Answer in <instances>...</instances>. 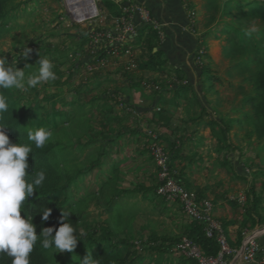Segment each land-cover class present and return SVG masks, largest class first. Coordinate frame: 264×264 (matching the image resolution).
I'll return each instance as SVG.
<instances>
[{
	"label": "trees",
	"instance_id": "obj_1",
	"mask_svg": "<svg viewBox=\"0 0 264 264\" xmlns=\"http://www.w3.org/2000/svg\"><path fill=\"white\" fill-rule=\"evenodd\" d=\"M101 4L113 17H119L123 13L121 5L115 0H102ZM19 6L15 0H0V35L3 32L1 22L10 13L17 11ZM189 7L192 8L193 4H189ZM221 10V16L225 21L219 22L217 25L218 27L219 24L227 25L225 32L228 34L226 39L228 43H225L224 54L233 61L228 69V74L234 76L236 72L241 77V82L238 86L243 93L240 103L244 115L241 121L243 124H250V132L258 136L259 162L252 160L250 164L245 163L248 167H256V171L253 170L252 173L253 179L257 180L264 174V0H246L245 3L226 2ZM253 20L260 21V29L248 35V30L253 28ZM96 29H101V26L96 27ZM137 30L138 32L133 41L140 50V65L135 69H129L123 61V84L132 88L136 87L143 80L144 71H156L159 73L157 78L160 79L162 87L169 85L171 81L166 83L167 78H165L168 74L169 63L166 51L161 48L159 29L152 22H146L139 25ZM115 46L121 51L126 48V44H117ZM107 50L108 47L100 50L97 57H95L96 59H87L90 62L93 60L95 62L94 71L86 77L87 81L98 78V81L101 78L105 81L114 79L110 73L104 77L99 75L98 65L101 64L99 59L107 55ZM66 63H68L67 60L61 64ZM85 64L88 63L86 61L85 63L76 62L69 69V72L73 75ZM200 67L204 73L211 71L209 64L203 63ZM176 72H178L180 78L177 79L178 82L173 81L172 83L178 84V87L175 89L170 86L164 88V90H159L156 94L162 96L164 91L173 89L181 92L190 86L188 81L184 83L181 79L183 76L185 77L183 71L177 68ZM157 78H155V81ZM248 85L250 86L249 89ZM92 87L88 86V92L92 93L93 89H95V87ZM4 92L9 101V112L5 114V118L9 124L6 131L11 141L13 143L31 144L32 142L28 140V132L33 130L26 122L28 108L21 105L22 103L17 100L15 89L4 90ZM117 94H119L117 88L105 90L99 94H93L87 99V103L94 106L98 100L109 102L113 95ZM119 103L123 105L122 110H124L125 114L122 116L119 114L109 116L108 121H112L114 118L125 119L136 112L137 107L133 105L131 97H127L126 94H123ZM157 107L159 109L155 108L152 118V122L157 126H154L152 130L157 132L158 138H164L159 132L158 126L161 125L162 121H165V125H167L171 118L165 107H161L160 104ZM226 128L229 130V124H226ZM96 131L99 132L98 136L91 135L87 142L80 144L81 147L92 144L98 147L96 158L83 166L69 167L71 160L62 159L61 154L69 148L68 144L60 146V149H58L59 143L52 140H49L43 148H36L34 144L32 145L33 150L28 157L29 168L27 171L29 176L34 177L40 171L45 172V180L42 185L37 188L33 196L25 201V209L30 215H33V223L36 225L38 236L43 227L55 226V228H58L59 218L63 211L71 212L69 217L71 222L75 225L77 231L83 232L84 235L78 236L80 240L77 242L74 251L68 252V256L63 258L60 256V252L54 253V248L44 249L41 239L38 238L29 257L30 264H80V260L87 256L89 252L99 260L100 264H199L195 258L185 255L178 248V243L184 236L196 242L205 254H217L220 250L217 233L213 230L212 234H208L209 223L198 218H190L188 222L184 223L181 234H159L152 231L151 236L144 241H137L129 232H126V227L121 228L119 220L126 214L129 217L134 213L132 208L129 209L127 207V204L131 202L129 201L130 198L137 193H142L146 199L153 202L157 201L164 208L171 204L164 196L157 193V187L160 184L158 179L151 186L141 182L134 183L133 187L120 186L118 181L122 177V159L108 161L110 159L108 157L111 155V148L118 144L125 133L134 134L137 132L141 134L140 140L145 138L144 143L147 141L148 135L140 126L132 128L130 126L117 127L112 125ZM168 142L169 146H171L169 162L172 172L187 189L194 190L200 198H205L207 188L194 185L186 177L185 168H177L175 160L182 156L178 154L179 150L176 148V143L170 140ZM142 150L139 153L150 151L148 145H145ZM187 158L191 157L187 156ZM104 165L107 167V178L100 187L99 192H103V188L107 185H111L113 188V193L105 206L110 215L106 220L92 224L86 221V216L82 210L83 198L70 208H66L65 204L57 199L56 196L59 193H64L66 201L70 200L72 198L70 194L71 186L74 183L78 184L87 173ZM261 185L262 191H264V180ZM247 193L249 197L246 205L250 208L248 209V214H252V211L259 207L262 199L255 181L248 188ZM44 207L52 209L48 221L41 220V210ZM21 214L23 216L25 213L22 211ZM162 261L166 262L162 263ZM0 264H12V258L7 256V254L0 253Z\"/></svg>",
	"mask_w": 264,
	"mask_h": 264
},
{
	"label": "rangeland",
	"instance_id": "obj_2",
	"mask_svg": "<svg viewBox=\"0 0 264 264\" xmlns=\"http://www.w3.org/2000/svg\"><path fill=\"white\" fill-rule=\"evenodd\" d=\"M97 1L100 9H104L105 12L103 13H108L107 9L101 4L102 0ZM15 2L20 5L19 9L10 13L1 22L3 32L0 35V51L7 50L8 52L0 54L5 55L10 63L16 59V67L18 68H24L26 64H30L24 69L26 75L34 74L38 71L40 56L43 57L45 55L46 58H49L53 62V71L56 74L54 81L43 82L37 87L29 89L27 92L18 90H15V92L17 100L28 108L26 122L33 131L46 127L53 133L50 140L59 143L58 149L61 148L60 146L69 145V148L61 154L62 159L71 160L69 167L83 166L96 158L97 145L92 144L81 147L80 144L87 142L91 135L98 136L99 132L96 131L98 129L108 128L112 125L117 127L130 126L132 128L140 126L143 131L147 132L153 129L154 126L156 127V125L145 121V119L149 120L148 117L143 119L142 125H140L135 115H130L121 120L114 118L112 121H108V117L115 116L116 114L120 116L125 114L124 110H122L123 105L119 103V100L123 94L128 96L132 89L143 91V88H149L156 93L170 86L173 88L178 87V84L172 83L173 81L178 82L177 79L180 78L178 72H176L177 67L171 65L168 60V74L165 78H167L166 83L171 82L165 87H162L160 79L157 78L159 77L158 72L150 71L153 72L150 75L148 71L149 76H144L141 83L132 88L123 84V56H121L120 60H117V58L111 55L108 64L105 66L99 64L98 67L100 76L104 77L110 73L114 79L105 81L101 78L100 82L98 78L87 81L86 77L93 73L95 63L93 62L94 60L92 61L93 64L87 60L95 58L91 52V34L93 33V29L104 25V22L101 21L103 17H97V20L92 25L90 23L91 19L78 22L72 14L66 11L63 0H15ZM189 2H192L195 8L197 7L195 9V19L192 20L194 25L192 27L196 33L204 35L211 29H217V33L220 30L218 36L221 38L222 46H225V43H228L226 41L228 34L225 32L227 25L219 24V27L217 25L219 22L225 21L221 16V8L226 2L245 3L246 0H189ZM191 12H193V9H191ZM107 23L108 25L106 26L115 27L111 19ZM252 25L256 29H260L259 25L261 24L260 21L253 20ZM203 35L199 38L195 52L198 67L203 63L209 64L210 69L215 73H221L226 82L234 80L235 83L233 84L239 83L240 76L232 78H228L227 76V69L233 61L227 58L225 54H222V58L218 63L215 64L212 61L205 44L206 42H204L206 39H204ZM134 37L128 43L130 46L135 47L134 50L139 54L140 50L133 41ZM26 47L32 50L28 59L19 56ZM65 60L68 63L61 64ZM85 61L88 64L82 65L73 75L69 72V69L76 62L85 63ZM155 78H157L156 81ZM181 79L184 83H187L186 77L183 76ZM88 86L90 88L92 86V88L95 87L92 93L88 92ZM247 87L248 89L250 88L249 85ZM116 88L119 90V94L113 95L109 102L98 100L94 106L87 103V99L93 94H99L105 90ZM220 93H216V97L224 98L222 102L225 103L221 108L227 110L233 109L234 103L241 100L243 96L242 90L239 87L225 88L223 96ZM153 98L150 103L152 109H159ZM175 111L171 113L174 117L182 113L184 116L181 118H189V120L201 114V109L196 105L193 98L184 103L182 110ZM194 126V122H187V130H192ZM199 129L202 130V127L199 126ZM158 130L162 132L160 128ZM248 130L249 128L246 129V131ZM140 138L141 134L137 132L134 134L130 132L125 133L119 140V144L111 148V155L108 157L110 159L107 160L118 161L119 157L116 158L117 155H120L122 159L123 178L120 177L121 179L118 181L120 186L133 187L134 183L137 182L151 186L155 183L156 179L159 181L157 164L151 152L139 153L148 144L147 141L144 143L145 138L142 140ZM174 139L177 143L179 140L177 134H174ZM159 140L166 150H171V146H169V142L165 138L161 137ZM201 142L204 143V141ZM237 142L242 146L243 151L247 152V155L244 157L246 164H250L252 160L256 161L259 159L260 151L254 140L243 137L242 139H238ZM185 143H187L186 140H182V144ZM194 149L200 150L201 147H194ZM179 164L182 163L179 162ZM106 169V165L101 166L99 169H95L84 175L78 184L74 183L70 189L72 196L70 200L66 201L64 193L57 194V199L64 203L66 208H70L83 198L84 200L81 205L87 222L95 224L96 222L106 220L110 214L107 212L105 206L113 193L111 185L105 186L103 192H99L100 187L107 178ZM250 169L252 170L253 168L250 167ZM263 178L264 174L257 180L249 181L245 189L248 190L254 181L261 182ZM129 201L131 202L127 204V207L129 209L132 208L134 213L129 217L127 214L123 216L119 220V225L122 229L126 227V232H129L137 241L146 240L151 236L152 231L159 234H181L184 223L190 218L177 202H169L171 205H167L168 207L164 208L157 201L153 202L146 199L142 193L133 195ZM79 251L82 252L80 249ZM60 256L62 258L68 256V252H60ZM164 262L166 261H162V263Z\"/></svg>",
	"mask_w": 264,
	"mask_h": 264
},
{
	"label": "crops",
	"instance_id": "obj_3",
	"mask_svg": "<svg viewBox=\"0 0 264 264\" xmlns=\"http://www.w3.org/2000/svg\"><path fill=\"white\" fill-rule=\"evenodd\" d=\"M189 4L193 3L189 0H124V5L120 4L122 12H125L124 7H127L129 14L138 25L143 23L140 21L139 11L133 9V6L141 5L150 11L151 16L160 23L163 30L161 48L166 51L170 64L182 70L190 84L181 92L168 90L162 96L149 88H143L141 92L139 89H132L127 96L131 97L133 105L137 107V113L132 116L137 117L140 125L147 117L149 120L145 119V121L156 125L152 122L154 110L150 103L152 97L156 102L160 96L157 106L160 104L161 107H165L171 119L167 125L162 121L158 128L167 141L175 142L174 134H177L179 140L175 142L176 148L179 150L178 154L182 156L175 160L177 168H185L186 177L194 185L207 188L206 197L211 198L215 205L214 216L223 223L229 243L235 250L228 255L227 264H261L260 260L264 257V191L261 182L264 178L261 182H256L257 190L262 195L259 207H256L252 214H248L250 208L246 204L249 196L245 187L249 181L254 180L252 171L256 170V167L251 170L245 165L244 157L247 152H244L237 142L238 139L245 137L254 140L258 145V136L250 132V124L242 123L244 114L240 100L234 103L233 109L227 110L221 108L225 103L222 102L224 98L216 97V93L219 92L223 96L225 88L238 87L241 78L239 83L233 84L234 80L226 82L221 73H215L212 69V72L204 73L198 67L195 52L199 38L203 34L198 35L192 27L194 25L191 9L195 10L197 7L193 5L190 8ZM216 33L217 29H211L204 34L205 36L203 35L208 53L215 64L224 54V45L222 46L221 38ZM151 73L153 74L150 72V75ZM147 74L148 71L143 72V75L149 76ZM227 76L232 78L238 75L235 72L234 76H230L227 72ZM190 98H193L200 107L201 114L192 120L181 118L184 116L182 113L174 117L171 113L182 110L184 103ZM187 120L195 123L192 130H187ZM226 124H229V130ZM184 139L187 143L182 144ZM194 147L201 149L196 150ZM118 157L121 159L120 156ZM256 162H259V159ZM242 195L247 198L245 204L240 200ZM189 219L186 221L188 222ZM250 237H255L261 246L258 260L253 263L246 262L242 257L243 245Z\"/></svg>",
	"mask_w": 264,
	"mask_h": 264
},
{
	"label": "clouds",
	"instance_id": "obj_4",
	"mask_svg": "<svg viewBox=\"0 0 264 264\" xmlns=\"http://www.w3.org/2000/svg\"><path fill=\"white\" fill-rule=\"evenodd\" d=\"M257 31L255 27L247 34ZM31 49L26 47L19 56L29 58ZM8 52L7 50L0 53ZM39 68L34 74L26 75L24 68L16 67V59L10 63L5 55L0 54V253L12 258V264H30V254L39 239L44 249H55V252H73L80 240L78 232L71 222L70 213L62 212L59 227H43L39 233L33 223V215L25 209V201L33 196L37 188L45 180V172L40 171L34 177L29 176V154L32 145L43 148L51 139L53 133L46 127L28 132V143H13L6 131L9 126L5 114L9 112V101L4 90L15 89L27 92L43 82L54 81L53 62L46 57L38 61ZM24 105V104H21ZM19 105V106H21ZM14 109V108H13ZM12 109V110H13ZM22 211L25 213L22 216ZM42 221H48L52 209L42 208ZM54 233V234H53ZM80 264H100L91 252L80 260Z\"/></svg>",
	"mask_w": 264,
	"mask_h": 264
},
{
	"label": "built area",
	"instance_id": "obj_5",
	"mask_svg": "<svg viewBox=\"0 0 264 264\" xmlns=\"http://www.w3.org/2000/svg\"><path fill=\"white\" fill-rule=\"evenodd\" d=\"M66 11L72 14L76 21L84 22L88 19L91 25L101 18L104 25L101 29H93L91 34L92 46L91 52L97 57L100 50L107 48V55L101 57L100 63L105 66L109 63L110 56H114L120 60L123 56L127 68L135 69L139 66V54L134 50L135 47L130 46L128 41L137 34L138 24L129 14L127 7L125 12L119 17H113L108 13L104 14V9H100L97 0H63ZM121 5H124V0H115ZM123 7V6H122ZM133 9L139 11L140 21L142 23L152 22L156 28L159 29L160 36L163 37V30L160 23L155 20L150 11L141 5L133 6ZM193 20L195 19L196 12H191ZM110 16V17H109ZM112 20L115 27H108V21ZM108 20V21H107ZM126 44L125 50H119L115 45ZM148 147L157 164L159 175V186L157 193L164 196L169 202L179 203L183 210L190 218H198L205 220L209 223L207 232L212 234L213 230L217 233L220 242V250L215 255L205 254L199 245L191 238L184 236L178 243V248L185 255L195 258L199 264H227V257L235 250L230 245L223 223L217 220L214 216L215 205L210 198H200L194 190L187 189L174 175L170 168V154L169 151L160 143L158 134L152 129L147 131ZM240 200L245 204L247 198L245 195L240 197ZM261 251V246L255 237H250L246 240L242 248V257L246 262L253 263L258 260V253ZM264 264V257L260 260Z\"/></svg>",
	"mask_w": 264,
	"mask_h": 264
},
{
	"label": "water",
	"instance_id": "obj_6",
	"mask_svg": "<svg viewBox=\"0 0 264 264\" xmlns=\"http://www.w3.org/2000/svg\"><path fill=\"white\" fill-rule=\"evenodd\" d=\"M160 98V96H158V99ZM158 99L156 100V104L158 103Z\"/></svg>",
	"mask_w": 264,
	"mask_h": 264
}]
</instances>
